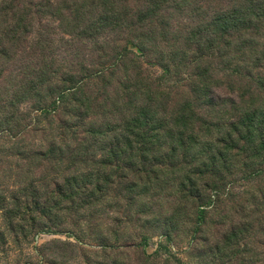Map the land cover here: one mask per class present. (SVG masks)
Segmentation results:
<instances>
[{"label":"rangeland","instance_id":"rangeland-1","mask_svg":"<svg viewBox=\"0 0 264 264\" xmlns=\"http://www.w3.org/2000/svg\"><path fill=\"white\" fill-rule=\"evenodd\" d=\"M149 1L0 0V264L264 263V175L231 153L197 247L188 178L196 195L212 183L182 143L224 148L233 120L264 111V48L238 74V33L211 21L233 1ZM140 105L153 138L125 143Z\"/></svg>","mask_w":264,"mask_h":264},{"label":"trees","instance_id":"trees-1","mask_svg":"<svg viewBox=\"0 0 264 264\" xmlns=\"http://www.w3.org/2000/svg\"><path fill=\"white\" fill-rule=\"evenodd\" d=\"M160 1L161 0H157L153 3V0H150L145 7H147V9L151 8V6H155L157 8V6L160 5ZM231 1L234 2V5L230 9L222 10L214 15L211 21L218 26L223 34H226L230 29H233L236 33H238L237 37L240 38V41H237L235 48V54H237V57L235 56L234 59L237 66H239L236 73L243 74V66H248L245 63V60L250 63L251 61L248 60V58L254 56L247 51L257 50L258 48L262 51L264 48V35L262 36V32H264V0ZM102 6H104V9L99 13L101 16L106 15V11L108 10L107 5L105 6V4L102 3ZM257 36H259V41L254 40ZM128 49L130 50V48L126 47V50ZM247 56L249 57L247 58ZM255 60H263V57L256 58ZM248 78H251L249 74ZM252 79L259 80L261 82V87L264 89V72H258L257 76ZM147 94H156L157 96L161 95L154 89H149ZM194 108L195 106L193 102L185 101L181 114L184 113V119L188 124H191V121L195 120ZM147 110L148 107L146 105H140L135 115L130 119V121L126 122L127 127L124 128L120 134L122 137H125V143L130 140L129 135L136 136L137 142H142L144 144L153 138V135L149 131V125L147 122ZM230 127L231 132L226 135V145L224 148L209 145L210 149L209 147H203L204 150H202L200 145L197 144V141L193 140L194 138H191L190 141L189 138L182 140L184 149H187L189 145L194 144L193 146H195L197 150L193 159H197L201 164H198L195 169L196 172L194 176L196 179L199 181L198 178L207 177L210 183H212V187H210V190L208 189L210 193L205 190L202 195L199 191H197L198 195H196L193 191H196V188L198 187L193 184L192 178H188L192 186L191 189L193 190L191 191V196L194 198L196 201L195 204L197 205L195 210L197 229L194 234L197 247L199 244H203V238L198 237L197 235L202 232L200 229H203V227L208 224V205L211 203H217L220 198V194H222V191L227 188L226 179L221 183L218 180L217 175L223 167L225 168L230 165L229 156L231 153L237 151L240 158L242 154V157L247 159V162L242 164V166L247 169L249 178L264 175V111H262L258 106L249 108L241 116L233 120ZM203 168L205 170H202ZM214 192L217 194L216 196L215 194H212ZM241 232L242 228H230L228 232L222 234L220 242H224L226 249L237 248V240H239ZM142 244L144 248H146L148 244L147 239H145ZM241 246L242 244H240L238 248ZM163 247L164 246L161 245V247L157 250V253H159ZM180 261L182 260L180 259ZM242 264L264 263H259L258 261L251 259L249 261H244Z\"/></svg>","mask_w":264,"mask_h":264}]
</instances>
